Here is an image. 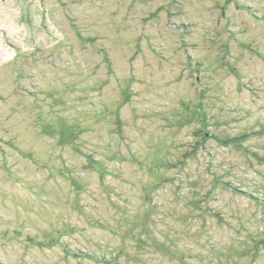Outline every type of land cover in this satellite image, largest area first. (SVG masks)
Here are the masks:
<instances>
[{
  "label": "rangeland",
  "instance_id": "obj_1",
  "mask_svg": "<svg viewBox=\"0 0 264 264\" xmlns=\"http://www.w3.org/2000/svg\"><path fill=\"white\" fill-rule=\"evenodd\" d=\"M0 264H264V0H0Z\"/></svg>",
  "mask_w": 264,
  "mask_h": 264
}]
</instances>
